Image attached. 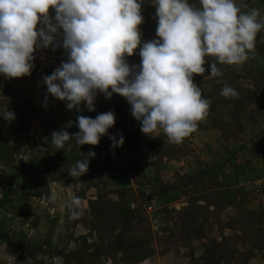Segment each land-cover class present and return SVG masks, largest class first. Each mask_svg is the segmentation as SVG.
Segmentation results:
<instances>
[{
  "label": "rangeland",
  "instance_id": "1",
  "mask_svg": "<svg viewBox=\"0 0 264 264\" xmlns=\"http://www.w3.org/2000/svg\"><path fill=\"white\" fill-rule=\"evenodd\" d=\"M143 2L144 22L139 25L142 42L155 38L157 27L153 0ZM244 2L253 8L256 0ZM190 3L199 7V0ZM49 14L54 16V10L50 8ZM258 34L263 39L257 40L255 53H250L246 62L217 63L222 77L209 74L210 63H216L211 56L206 58L205 73L193 74L210 108L197 129L181 143L169 142L162 129L152 136L142 133L140 122L131 115V105L119 94L106 99L98 92L94 111H87L84 102L79 112L67 109L66 104L45 107L36 101L35 89L20 86L25 76L0 75V109L6 107L15 114L13 121L0 117V264H100L99 259L108 263L111 259L116 264L140 259H146L145 263L138 264H264V188H254L255 181L264 183V29ZM56 50L66 62L63 47ZM127 60L130 65L140 63L135 53ZM224 84L233 87L238 97L222 96ZM108 111L115 114V131L124 130L123 144L135 146L132 134L139 142L133 150L138 158L135 165L148 177L147 184L136 192L124 191L125 199L136 203V217L131 220L123 204L104 198L92 202L87 220L79 219L77 207L69 205L68 218L59 217L62 208L58 211L60 206L51 198L62 197L68 192L65 188L74 186L76 196L103 191L88 185H93L100 168L111 165L104 163L103 149L111 141L112 129L98 145L79 146L73 138L61 150L51 143V133L61 129L76 133L78 115L95 118ZM69 121L73 122L71 127H67ZM89 150L95 152L89 157V170L79 178L70 177L68 171ZM206 150L211 154L200 152ZM210 155L211 166H219L216 174L227 165L225 191H203L208 180L211 185L221 182L211 174L213 168L203 169L199 181L192 185L195 178L190 173L194 165L191 161ZM116 160L118 166H126L120 162V154ZM52 169L57 171L55 175ZM55 176L60 177L59 183ZM49 178H55V182H49ZM68 179L71 184L66 187L62 181ZM150 200L158 207L157 226L144 209ZM78 223L87 227L82 235ZM117 228L120 231L112 235ZM114 242L122 250L111 249Z\"/></svg>",
  "mask_w": 264,
  "mask_h": 264
},
{
  "label": "clouds",
  "instance_id": "2",
  "mask_svg": "<svg viewBox=\"0 0 264 264\" xmlns=\"http://www.w3.org/2000/svg\"><path fill=\"white\" fill-rule=\"evenodd\" d=\"M143 3L0 0V75H30L35 67V51L63 47L67 61L42 78L53 98L66 101L67 109L79 112L82 102L87 111L95 110L98 92L106 99L119 94L131 105V115L140 122L142 133L152 136L162 129L169 142L181 143L197 129L210 108L193 74L205 73L209 56L216 59V63H210L209 74L213 77L223 76L217 63L246 62L249 54L255 53L264 18L259 9L249 8L244 0H199V7L190 0H153L155 38L142 42L139 25L144 22ZM50 8L54 16H50ZM134 53L140 63L130 65L127 57ZM220 94L226 98L239 95L227 84ZM0 117L13 121L15 114L5 107L0 109ZM75 123L79 129L76 133L64 129L51 133V143L57 150L64 149L73 138L79 146L98 145L115 124V114L108 111L95 118L78 115ZM72 124L69 121L67 127ZM109 139L112 148L124 143L119 132L109 135ZM94 156L95 152L89 150L68 175H84L89 170V157Z\"/></svg>",
  "mask_w": 264,
  "mask_h": 264
},
{
  "label": "crops",
  "instance_id": "3",
  "mask_svg": "<svg viewBox=\"0 0 264 264\" xmlns=\"http://www.w3.org/2000/svg\"><path fill=\"white\" fill-rule=\"evenodd\" d=\"M263 6H264V0H256L255 3H252L253 8H257L260 10L261 18H264V7ZM262 31H263V29H262ZM262 39H263V36L261 37L260 34H257L256 42H257V40L262 41ZM128 127H130V126H128ZM135 127H136V124H133L132 129H135ZM111 129H112V135H115L118 132L121 133L122 135L124 134V130L122 128L118 129L117 131H115V129L113 127H111ZM131 137H132V140L134 139V145L136 146L139 142H136V138H134L133 134L131 135ZM197 137H198V135H196V138ZM196 138H194V141H195L196 146H197L198 140ZM116 139L119 140L118 135L116 136ZM145 141H146V139H145ZM144 142H143V144H144ZM111 145H112V141H110L106 145L105 149H103V150L106 153V156H105L106 158L104 159L105 160L104 163L111 164L112 166L110 165V167L109 166L104 167V169L100 168V170H98V172L96 173V177H95L93 185L92 184L88 185V187H92V188H94L95 186H97V187L99 186L100 188L103 189V191L101 190L102 193L100 191V194H99L95 190L91 194L86 193V194L81 195V196H76L75 195V187L73 186V188H71V189H69L67 187V186H70V184H71L70 179L62 181L63 185L67 187L65 189L68 192L64 193V195L62 197H60L59 195H55V197L59 196L60 199H54L53 200V198H51L53 201H55L60 206V207H58V211H60L59 209L62 208V212H61L62 214L58 215L59 217L62 216V218H64V219L68 218L67 217V211H68L67 207H68V205L72 204L71 206L77 207V209H78V216H79L78 218L81 220H84V219L87 220V219H89L90 211H88V209L90 208V205L92 204L93 201H97V199H99V198H104L106 201H109L110 203H117V204L121 203V204H123L127 209V212L129 214V218L132 220L136 217L134 215V210H133L134 209L133 207L136 205V203H135L134 199H132V200H128L127 198L125 199L126 193H124V191L127 192L129 190V192H136L139 188L144 187V185L147 184L146 182H147L148 177L147 176L144 177L145 174L142 172L143 171L142 168L135 165L137 160H138L137 156L134 154V151H133L135 146H131V145L128 146V145L123 144L120 147L112 148ZM147 148H148V150H151L150 146ZM200 152L204 153L205 155L211 154L210 150L200 151ZM119 154L121 156L120 162L122 163V165H124V163L126 165L124 167L118 166L116 157H119ZM125 156H126V158H125ZM100 158H101V156H100ZM211 162H213L211 155L206 156V157H201L200 160H195V163H193L191 161V163L194 165L191 166L190 173H192V175H194L192 178H195V180L192 182V185H194V182L198 180L200 173H202L203 169H207V171H208V168L209 169L213 168L212 170H210V171H212L211 174L215 178L220 179L221 182H219V185H211L212 181L208 180L206 186H204V187H207V189H203V191L211 192V191H215V189L216 190L221 189V191H225L227 185L224 182L227 181L226 176H229L228 175L229 170L227 169V165L224 166L223 168H221L220 170L218 169L219 173L217 172V174H216L215 168H217L219 166H216V165L211 166V164H210ZM204 166H206V168H203ZM160 167L162 168L163 166H160ZM182 168H183V166H182ZM53 171H52V175H55V172H57V171H55V170H53ZM183 171H186L185 168H183ZM222 174H224V175H222ZM139 176L141 179H138ZM220 176H222V177H220ZM58 178H60V177H58ZM58 178L56 177L57 183L60 182V181H58L59 180ZM236 179L238 181V186H240L241 184H240L239 178H236ZM48 181L49 182H55V178H53V179L49 178ZM87 184H90V183H87ZM220 185H222V187ZM87 191H88V189L86 190V192ZM207 199H208L207 202H208L209 207L212 208L213 203H212V201L209 200V196L207 197ZM74 200L77 202L72 203ZM180 200H182V198ZM201 200L202 199L198 198V200H197L198 203H201L202 202ZM80 224L81 223H78V224H76V226H78L80 229H82V232H79L82 235L84 230L87 231V227L84 224L82 226ZM37 229H38V227L32 228V232L35 233V231H37ZM119 231H120L119 228H117V230L113 229L112 235H114L115 233H118ZM120 250H122V249H119V250L116 249L114 251L118 252ZM103 255H104V253H103ZM145 260L146 259H140L136 262H131L128 264H138L140 262L145 263L144 262ZM98 263H100V264H113L115 262L110 259V262L108 263L106 259H104V260L99 259Z\"/></svg>",
  "mask_w": 264,
  "mask_h": 264
},
{
  "label": "built area",
  "instance_id": "4",
  "mask_svg": "<svg viewBox=\"0 0 264 264\" xmlns=\"http://www.w3.org/2000/svg\"><path fill=\"white\" fill-rule=\"evenodd\" d=\"M52 16V15H50ZM40 25H37L39 28ZM35 59L33 61L35 67L31 71L30 75L25 76L24 80L21 82L20 86L26 85L27 89H35L34 94L38 97L36 101L42 106L47 103V107H53L56 105H64L66 101L60 100L58 98H53L51 94L47 93V87L43 82V77L52 74L55 68L59 67L62 63L61 54L58 50L52 51L51 46L48 49H41L34 52ZM31 80V82L29 81ZM29 82V83H28ZM47 95V101H45V96ZM262 180L254 182V188L256 191H261L264 188L262 186ZM145 212L150 216L155 225L159 224V214L158 207L154 200H150L144 205ZM154 214V216L152 215Z\"/></svg>",
  "mask_w": 264,
  "mask_h": 264
},
{
  "label": "trees",
  "instance_id": "5",
  "mask_svg": "<svg viewBox=\"0 0 264 264\" xmlns=\"http://www.w3.org/2000/svg\"><path fill=\"white\" fill-rule=\"evenodd\" d=\"M104 169V168H102ZM111 249H114V250H119V249H122L120 246L117 245V243L114 242L113 246L111 247Z\"/></svg>",
  "mask_w": 264,
  "mask_h": 264
}]
</instances>
